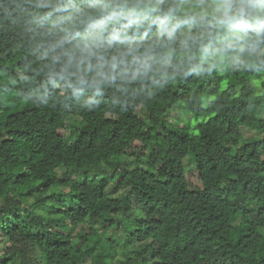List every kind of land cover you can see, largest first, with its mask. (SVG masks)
Masks as SVG:
<instances>
[{
  "label": "trees",
  "instance_id": "16d2710c",
  "mask_svg": "<svg viewBox=\"0 0 264 264\" xmlns=\"http://www.w3.org/2000/svg\"><path fill=\"white\" fill-rule=\"evenodd\" d=\"M124 46L184 73L142 104L108 89L38 106L9 82L30 45L0 29V264H264V64L159 33Z\"/></svg>",
  "mask_w": 264,
  "mask_h": 264
},
{
  "label": "clouds",
  "instance_id": "9594fccd",
  "mask_svg": "<svg viewBox=\"0 0 264 264\" xmlns=\"http://www.w3.org/2000/svg\"><path fill=\"white\" fill-rule=\"evenodd\" d=\"M197 7H202V0L195 5L188 0L181 4L166 0H75L68 4L64 0H0V29L14 34L17 48L30 45L26 57H35L26 59L18 69L19 77L9 82L18 97L38 106L83 95L86 90L104 96L108 89L115 104L145 103L165 87L161 81L184 73V67L161 68L152 58L140 64L126 59L124 42L129 33L167 35L181 47L190 43L192 59L211 46L217 62L240 60L243 67L264 64V0H226L208 12L196 11ZM117 39L120 43L113 47ZM145 52L151 48L134 55ZM99 103L90 99L84 107L91 109Z\"/></svg>",
  "mask_w": 264,
  "mask_h": 264
},
{
  "label": "rangeland",
  "instance_id": "374dc122",
  "mask_svg": "<svg viewBox=\"0 0 264 264\" xmlns=\"http://www.w3.org/2000/svg\"><path fill=\"white\" fill-rule=\"evenodd\" d=\"M192 0H188V3H190ZM216 5L212 2H208V0H202V7L200 11H204V12H208V11H212L213 10V6ZM76 125H78L80 127V123H77ZM187 170L192 171L193 175H196L197 171H196V166H195V162L191 163L188 167ZM122 215H119V217H121ZM98 227V226H96ZM109 234L113 235L114 234V230L110 229L109 230Z\"/></svg>",
  "mask_w": 264,
  "mask_h": 264
}]
</instances>
